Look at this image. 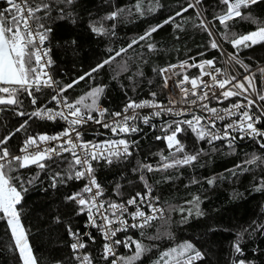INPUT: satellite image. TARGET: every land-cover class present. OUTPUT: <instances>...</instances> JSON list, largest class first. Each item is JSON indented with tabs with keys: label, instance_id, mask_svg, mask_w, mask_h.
<instances>
[{
	"label": "trees",
	"instance_id": "obj_1",
	"mask_svg": "<svg viewBox=\"0 0 264 264\" xmlns=\"http://www.w3.org/2000/svg\"><path fill=\"white\" fill-rule=\"evenodd\" d=\"M136 3L137 0H74L67 7L53 5L51 15L44 23L51 28L46 43L50 47L53 77L60 84L66 85L85 76L99 62L114 55L115 50L127 48L110 65L92 72L91 78L86 77L68 89L63 95L70 101L96 87L104 89L99 105L109 111L121 110L129 99L138 102L166 98L168 93L160 69L185 61L196 64L211 55L220 54L218 49L210 47L214 37L210 38L208 32L200 27L201 19L209 22V28L225 50L238 53L239 60L252 65L264 61V43L237 50L224 38L225 31L241 35L256 30L258 25L248 16L264 24V0L242 9L244 18L229 21L227 30L218 20H214L222 7L219 0H203L199 9L203 13L202 18L197 17L196 10L189 9L182 16H176L172 23L163 22L174 16L181 7H186L188 0H142L143 14L135 10ZM5 7L6 0H0V10ZM57 7H65V12L71 13V16L61 19ZM117 9L123 11L115 20L105 19ZM95 22L102 23L108 30L105 35L91 30ZM160 24L163 27L153 32L148 40L127 47L131 41ZM149 43L155 45L154 50H149ZM120 65H124L125 69L121 70ZM151 93H156L155 97ZM36 95L38 100L35 107L46 102L51 104L50 89ZM22 100L19 107L0 105V138L15 132L7 145L12 151L29 135L55 129L50 122L17 115L20 110H34L26 94ZM173 118H158L153 129L143 128L141 133H133L135 143L130 149V156L114 159L112 164L102 162L93 166L106 203L121 201L144 191V182L147 181L165 207L166 213L160 219L142 229H128L120 234V239L130 236L149 249L137 264H155L163 252L178 248L185 242H191L202 254V258L194 260L193 264H234L239 259H243L245 264H264V229L258 227L264 225V188L261 187L264 164L259 161L245 163L253 155L264 158V148L261 147L264 142L253 139L225 147L220 143L197 141L188 132L180 138L186 152L203 150L197 161L161 169V153L168 156L169 149L157 137L163 134V121ZM24 120H28L27 126L16 132ZM66 158L70 159V156L65 154L54 159L46 170L33 166L12 173L24 180L38 177L33 179V183L24 185L27 191L22 193L23 200L17 206L37 264H77L70 249L69 228L82 229L86 215L68 197L81 191L84 182L58 181L53 187L50 179L53 172L67 166ZM144 164L161 170L149 172L142 167ZM237 165L247 170L243 171ZM212 179L214 182L210 184L208 181ZM196 197L199 198L198 202L195 201ZM240 233H243L242 256L233 247ZM100 243V239H97L90 243V247L94 261L104 264ZM118 248L119 255L129 256L134 252V247L132 250L122 245ZM0 264H22L5 219H0Z\"/></svg>",
	"mask_w": 264,
	"mask_h": 264
},
{
	"label": "snow or ice",
	"instance_id": "obj_2",
	"mask_svg": "<svg viewBox=\"0 0 264 264\" xmlns=\"http://www.w3.org/2000/svg\"><path fill=\"white\" fill-rule=\"evenodd\" d=\"M73 2L74 0H6L7 7L0 10V105L19 107L23 103L22 96L26 94L30 98L34 110L31 112L20 110L16 113L17 115L29 119L34 117L48 121L62 120L67 124V127L58 134L43 133L26 137L19 149L20 155H13L7 147L15 132L0 138V214H2L0 219H5L10 227L22 264H37L28 242L27 233L21 223L20 210L17 206L23 200L22 193L27 191L24 185L33 183V179L38 177L24 180L20 176H13L12 173L33 166L40 170L49 169L50 162H54L56 157L68 153L70 159L66 158L65 160L67 166L53 172L50 177L52 186L55 187L58 181L63 183L67 180H85L86 183L82 190L70 195L68 199L76 202L80 206V212L87 213L91 226L101 232L104 241L101 259L109 261V264H137V261L149 249L140 240H135L130 236H125L123 239L115 237L119 232H127L129 228L142 229L157 218V213L162 214L163 209L158 208L153 202L159 198L152 196V189L145 181L143 193L137 192L121 203L109 202L105 207V204L97 199L103 193L101 185L95 177L93 162L103 160L107 164H112L114 159L130 156L129 149L135 142H130L127 139H108L99 143L86 141L83 139V132L80 129L89 122H93L110 131L113 136H120L139 131L136 123L138 121L150 125L153 118L171 115L174 118L170 121H163L161 127L163 135L157 137V139L166 141V146L169 149L168 156L161 153L163 161L161 169L189 165L197 161L203 150L194 153L186 152L185 145L180 138L185 133L190 132L197 141H206L209 144L220 139L234 141L236 137L232 135L233 132L240 133V139L249 137L264 140V129L257 127V124L261 123V118L264 117V104L258 103V101H264V92L257 89L254 76L238 78L227 70L222 71L217 68L215 60H204L198 64L189 65L184 62L179 65L181 68L196 67L199 69V75L191 78L188 75H183L182 79L177 82V87L182 94L180 102L198 106L202 113H209V116L197 114L192 107L177 109L174 106L175 100H169L168 105H164L155 100L137 102L129 99L121 111L110 113L108 109L101 108L99 105V98L104 90L102 87L93 88L86 95L70 101L63 95L68 89L73 88L86 77L91 78L92 72H97L105 65H110L117 56H121L127 51V48L115 50L114 55L99 62L85 76H81L69 84L63 85L55 81L48 72V68L52 64L49 57L50 49L44 47L51 28L45 26L44 20L51 15L54 4L67 7ZM257 2L258 0H219L222 7L219 13L214 16V20H218L227 30L229 21L235 20L237 17L244 18L245 14L242 9ZM202 3L203 0H188L186 7H181L174 16L169 17L163 23H172L176 16H182L189 9L196 10L197 17L202 18L203 13L199 10ZM65 7L56 8L61 19L71 16V13L65 12ZM134 7L136 11L143 14L142 0H137ZM122 11V9H117L105 19L115 20ZM248 19L258 25L256 30L241 35L224 32V38L237 50L241 47L264 43V24H260L251 16H248ZM208 23L201 19L200 27L207 31L211 38L214 33ZM96 24H100V26H96ZM159 27H163V24L150 28L144 35L131 41L127 47L131 48L140 41L148 40ZM176 27L179 28L180 25H176ZM91 30L98 35H105L108 31L100 22H95L91 26ZM147 47L151 51L154 50L155 45L149 43ZM210 47L212 49L220 48L214 38L210 41ZM226 55L229 56V63L234 61L236 64L244 66L243 62L238 59V53ZM175 67L177 66L170 65L160 71L162 74L170 73ZM244 67L247 70V66ZM120 69L124 70L125 66L120 65ZM260 71L264 74V69ZM205 76L209 78L208 81L204 80ZM170 78L166 77L165 83ZM213 86L220 89L219 94L211 93ZM45 88L53 89L55 94L51 96L49 103L54 101L57 108H48L44 105L35 107L38 100L36 93H42ZM151 95L155 97L156 93H151ZM232 97H242V99L232 103L230 107L220 110L203 103V101L213 98L222 102L221 98ZM253 107L259 114L252 111ZM146 108L155 109V111L147 115H141L137 111ZM189 116L191 118H187ZM233 116H236L237 119L232 120ZM108 117L111 119L109 120ZM178 117L185 118L179 119ZM226 118L229 119V122L224 125L223 131L217 130V121H224ZM27 124L28 120H24L15 131L23 130ZM261 147L264 148V144H261ZM257 161L264 164V158L255 155L245 163L251 164ZM142 167L149 172L161 170L154 169L150 164H144ZM236 167L243 171L247 170L242 165ZM141 179H144L143 176ZM208 182L211 184L214 179ZM261 187L264 188V182H261ZM198 200L199 198L196 197L195 201L198 202ZM130 206L134 208L131 212H129ZM145 206L148 209L147 212L143 210ZM125 217H131V220L135 222L129 223ZM258 227L264 229V225ZM69 234L74 240L70 245L74 253L87 247L78 232H72L69 228ZM88 235L94 242L95 237L90 233ZM242 239L243 233L238 234L233 245L235 252L241 256L243 255ZM121 245L129 250L134 247L133 254L118 255L116 248ZM200 258H202V254L195 246L191 242H185L178 248H171L163 252L155 264H193L194 260ZM75 259L79 261V264H94L90 253L76 256ZM234 264H245V261L239 259Z\"/></svg>",
	"mask_w": 264,
	"mask_h": 264
},
{
	"label": "built area",
	"instance_id": "obj_3",
	"mask_svg": "<svg viewBox=\"0 0 264 264\" xmlns=\"http://www.w3.org/2000/svg\"><path fill=\"white\" fill-rule=\"evenodd\" d=\"M216 42L220 46V48L218 49L220 51V54L213 55V56L211 55V57H208V58H206L204 60H215L217 68L221 69L222 71L227 70L229 73H231L233 75H236L238 78H240L242 76H250V75L254 76L255 77L254 82L256 84L257 89H259L261 92H264V74H262L261 71H260L261 69H264V61L256 62L253 65L251 63L247 64L246 62L242 61L243 65L247 66V70H246L244 66H242L241 64H236L234 61L229 63L228 62L229 56L226 55V54H233V53L225 50L224 47H222V45L220 44L218 39H216ZM44 47L50 49L49 45L46 42H45ZM49 57H50V53H49ZM50 59L52 61V57H50ZM204 60H202V61H204ZM202 61H200V62H202ZM200 62H198V63H200ZM183 63L184 62H179V63H172V64H169V65H166L164 68H167L170 65H174V66H177V67H175L172 70V72H170V73H163V74L161 73V77L164 79V82H165V78L166 77H171L170 79H167V83H164L165 90L168 93V96L166 98H163V99H144V100H149V101L155 100L156 102L162 103L164 105H168L169 100H175L176 103H175L174 106L177 109L192 107L193 110L197 114H203L205 116H209L210 115L209 113H202L198 106H191V105H187V104H184V103L180 102L182 100V94L180 93L179 88L177 87V82L182 79L183 75H188L190 78L199 75V69L196 68V67H184V68L179 67V65H181ZM187 63L189 65H192L190 62H187ZM198 63H196V64H198ZM48 72L52 76V78L54 79L53 72L51 70V66L48 68ZM204 80L208 81L209 78L207 76H205ZM185 86L188 87V85H185ZM229 87H231V85H229ZM45 89H50V88H45ZM50 90H51V96L54 95L55 93H54L53 89H50ZM250 91H251V89H250ZM219 92H220V89L217 86H213L211 88V93L219 94ZM211 93H210V95H211ZM190 98H195V97H190ZM239 99H242V97H232V98H229V99L221 98L222 102H218L216 99L213 98L211 100H205V101H203V103L208 104L209 107H215L218 110H220V109H224V108L230 107L232 103L236 102ZM138 102H140V101H138ZM258 103L259 104H264V101H258ZM44 106H46L48 108H57V105H56V103L54 101L51 102L50 105L48 104V102H46V103H44ZM100 107L107 109L105 106H102V105H100ZM121 110H118V111H121ZM137 111L141 115H147V114H150L152 111H155V109H147L146 108V109H138ZM252 111L254 113H256V114H259L255 107H253ZM109 112L111 113V112H117V111H109ZM94 115H95V113H94ZM164 116H171V115H164ZM164 116H162V117H164ZM158 118H161V117L153 118L150 121V125H145V124H143L142 122H139V121L136 122L138 127H139V129H140L137 132L141 133L143 131L142 130L143 128H152L153 129L154 126L156 127V122H157ZM180 118L184 119L185 117H180ZM187 118H191V117L189 116ZM108 119L110 120L111 117H108ZM231 119L235 120V119H237V117L233 116V117H231ZM37 120L40 121V122H50V123L54 124L55 129L52 132H48L47 134H49V135L58 134L59 132L62 131L63 128L67 127V124L64 121H62V120H57V121H48V120H40V119H37ZM228 122H229L228 118H226L224 121H217V125H216L217 130L222 132L223 128H224V125L227 124ZM257 127L264 129V117L261 118V123L257 124ZM80 131L83 132V139L84 140L92 141V142H95V143L103 142V141L108 140V139H127L130 142H134V139H133V136H132L133 133L132 134H121L120 136H113L110 131L102 128L99 124H96V123H93V122H89L88 124H86L83 128L80 129ZM162 135H159V136H162ZM232 135L234 137H236V139L234 141H229L227 139H220V140H216L215 142L223 144V145H225V147H232V146L237 145L238 143H240V141L243 142V141H247V140H253L252 138H249V137H244L243 139H240L239 137H240L241 134L237 133V132H233ZM254 140H257L259 142H264V140H262L260 138H255ZM23 141H21V143L16 147V150H14V151L10 150L13 155H20L21 154L19 149L21 148V146L23 144ZM204 142H206V141H204ZM165 143H166V141H165ZM212 143H214V141ZM132 145H133V143L131 144V147H132ZM131 147H130V149H131ZM65 154L69 155L68 153H64L63 155H65ZM56 158H58V157H56ZM102 162H104V161L103 160H101L99 162H95L94 161L93 162V166L95 164H99V163H102ZM83 182H84V185H85L86 181L83 180ZM144 191H142L140 193H143ZM85 195L87 196L88 194H85ZM152 196L159 198L157 201H153V202L156 204V206L158 208H162L163 209V213L162 214L161 213H157V218L152 220L151 223L156 221V220H158V219H160L164 215V213H166L165 207H163V205L161 204L160 196L157 195L153 190H152ZM97 199L99 201H102L105 204V207H107L108 203H106V201L104 200V197H102V195L97 197ZM127 199L128 198L126 197V199H123L121 201H117L115 203H121L123 201H126ZM133 210H134V208L130 206L129 207V212H131ZM143 210H145L146 212L148 211L146 206L144 207ZM85 215L86 216H84V222H83L84 227L82 229H79V228L78 229H74V230H72V232H78L79 235L82 237L83 241L86 243L87 247L85 249H80V250H78L75 253L73 252L74 259H75L76 256H80V255H83V254H89L90 253L91 256H92L93 252H92V249L90 247V243H93V241L90 239V237L88 235L89 233L91 234V236L95 237V241L97 239H100V242H101L100 243V249H101V252H102V244H103L104 241L102 239L101 232L96 227L91 226V222L88 220V216H87L86 212H85ZM125 218L128 219L129 223H134L135 222V221L131 220V217H125ZM129 229H132V228H129ZM122 232H119L117 234V237H115V238L120 239V234ZM70 238H71V242H70V245H71L74 242V240H73V238L71 236H70ZM70 249L72 250L71 247H70ZM116 252L119 255L120 252H119V248L118 247L116 248ZM92 259H93V257H92ZM109 260H111V257H109ZM93 261H94V259H93ZM75 262L77 264H79V261L77 259H75ZM102 262H104V264H109V261H108V263H106V260H103V259H102ZM94 264H97V262L94 261Z\"/></svg>",
	"mask_w": 264,
	"mask_h": 264
},
{
	"label": "rangeland",
	"instance_id": "obj_4",
	"mask_svg": "<svg viewBox=\"0 0 264 264\" xmlns=\"http://www.w3.org/2000/svg\"><path fill=\"white\" fill-rule=\"evenodd\" d=\"M213 37L216 38L215 35H214ZM216 39H218V38H216ZM216 39H215V40H216ZM219 42H220V41H219ZM220 43H221V42H220ZM160 73H161V71H160ZM163 141H164V140H163ZM164 142H165V141H164ZM28 242H29V241H28Z\"/></svg>",
	"mask_w": 264,
	"mask_h": 264
},
{
	"label": "bare ground",
	"instance_id": "obj_5",
	"mask_svg": "<svg viewBox=\"0 0 264 264\" xmlns=\"http://www.w3.org/2000/svg\"><path fill=\"white\" fill-rule=\"evenodd\" d=\"M215 142V141H214ZM216 143V142H215Z\"/></svg>",
	"mask_w": 264,
	"mask_h": 264
}]
</instances>
